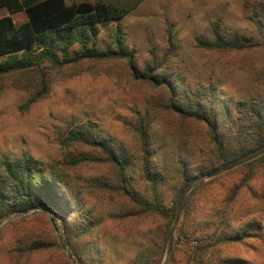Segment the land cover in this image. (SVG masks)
Masks as SVG:
<instances>
[{
    "label": "rangeland",
    "instance_id": "1",
    "mask_svg": "<svg viewBox=\"0 0 264 264\" xmlns=\"http://www.w3.org/2000/svg\"><path fill=\"white\" fill-rule=\"evenodd\" d=\"M80 1L125 0H67L68 3ZM4 15H11L16 24L27 20L25 11L10 13L7 8H1L0 17ZM215 21L229 32L251 37L257 46L230 53L201 48L199 37ZM117 25L121 26L126 45L135 49L138 66L154 55L166 54L168 37L172 36L176 47L172 67L191 84L214 82L229 102L264 99V0H141L123 19L102 28L99 48L114 47ZM42 77L48 80V92L31 102L38 94ZM156 99L152 86L135 81L127 64L120 60L86 62L78 67H56L45 62L0 76V161L8 156L28 154L63 171L85 207L102 220L95 243L86 250L84 262L87 264H143L137 262L141 249L152 256V264H185L182 253L185 247H177L175 242L165 263L169 242L164 247L159 235L160 220L129 215L120 198L110 197L94 186L96 179L110 176V169L96 162L73 164L71 158L97 154L87 145L67 140L71 125L92 121L102 135H111L136 152L135 124L139 113L145 118L158 148V165L169 175V181L160 192L164 204L170 207L174 204L171 174L176 161L185 158L191 164H200L210 154L211 145L203 126L182 127L176 118L157 111ZM240 176L241 173L230 174L209 182L195 196L196 201L202 205L208 198L220 200L226 192L220 181L227 186ZM130 177L133 190L152 199L151 189L140 178L136 161ZM208 180L210 178L200 186ZM249 186L239 196L238 202L243 208L235 214L233 222L237 225L255 220L264 230L263 174ZM51 210L52 213L33 209L0 218V264H73L59 241V235L64 239L63 220L58 212ZM24 237L25 241L36 237L57 240L61 247L29 256L24 253L20 257L15 249ZM250 242L249 248L239 247L238 254L248 258L251 264H264V231L262 239ZM173 254L174 263L171 262Z\"/></svg>",
    "mask_w": 264,
    "mask_h": 264
},
{
    "label": "trees",
    "instance_id": "2",
    "mask_svg": "<svg viewBox=\"0 0 264 264\" xmlns=\"http://www.w3.org/2000/svg\"><path fill=\"white\" fill-rule=\"evenodd\" d=\"M140 2L0 0V9L7 8L10 13L25 11L27 14V20L20 24H16L11 15L0 17V76L25 71L45 62L56 67H78L86 62L120 60L127 64L135 81L152 86L157 95L154 107L159 113L176 118L186 128L191 129L192 124L204 127L211 145L210 154L200 164H191L185 158L176 161L171 174L174 204L170 207L164 204L160 192L169 181V175L158 165V148L145 118L139 113L135 124L136 152L113 136L102 135L92 121L73 124L69 130L68 141L87 145L97 154L71 158V162L106 165L110 176L96 179L93 185L110 197L120 198L129 215L160 220L159 235L166 247L177 209L199 179L264 147V99L229 102L214 82L191 84L172 67L171 61L176 55L172 36L168 37L167 53L162 57L152 56L142 66L137 65L135 49L126 45L120 25L116 26L113 34L114 47L99 48L98 36L102 28L123 19ZM198 44L206 50L226 53L257 46L251 37L229 32L218 21L210 24L206 33L199 37ZM48 85V80L42 77L38 94L31 102L44 97ZM135 161L140 178L151 189L152 199L131 187L130 172ZM238 173L241 176L233 179L230 185L220 181L226 190L220 200L208 198L202 205L196 201L195 196L206 184ZM259 174L264 176V154L211 177L194 190L182 211L174 239L175 246L185 247L182 248L185 264H251L237 250L239 247L249 248L253 239H262L263 226L255 220L237 225L233 221L235 214L243 208L238 202L242 190L251 187L250 182ZM254 192L259 193L257 190ZM34 207H49L59 213L64 224L65 244L79 264H87L84 262L85 253L95 243L101 218L95 217L85 207L61 169L52 164L45 165L28 154L4 157L0 161V218L27 212ZM25 239L21 238L15 249L20 257L24 253L29 256L61 247L57 240L52 242L43 237ZM175 260L173 254L171 262ZM138 261L152 264L153 258L141 249Z\"/></svg>",
    "mask_w": 264,
    "mask_h": 264
},
{
    "label": "water",
    "instance_id": "3",
    "mask_svg": "<svg viewBox=\"0 0 264 264\" xmlns=\"http://www.w3.org/2000/svg\"><path fill=\"white\" fill-rule=\"evenodd\" d=\"M264 154V147L261 148V149H258L256 151H254L252 154H250L248 157L244 158V159H241V160H237L235 162H233L232 164L228 165V166H225L221 169H218L214 172H211L210 174L206 175V176H203L200 178L198 184L190 191V194L189 196L184 200V202L179 206V208L177 209V212H176V218H175V223L172 227V230H171V234H170V239H169V245H168V249H167V256H166V259H165V263H167L169 257H170V254H171V251L173 249V242H174V239H175V231L178 227V224H179V221H180V218H181V214H182V211L183 209L186 207L188 201H189V198L190 196L192 195V193L194 192V190L205 180V179H209L221 172H224V171H228L240 164H243L245 162H248L250 160H253L255 159L256 157L258 156H261ZM33 209H46L48 210L50 213H52V210L51 208L49 207H34L32 208L31 210ZM6 217H4L3 219H5ZM0 224H1V221H0ZM59 241H60V244L62 246V248L67 252L69 258L72 260L73 264H78L77 263V260L75 259V257L73 256L72 252L69 250V248L67 247V245L65 244L64 242V239L61 235H59Z\"/></svg>",
    "mask_w": 264,
    "mask_h": 264
}]
</instances>
